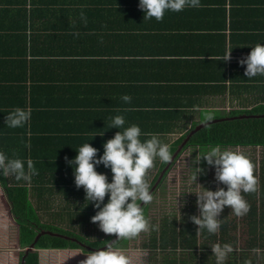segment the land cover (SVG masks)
<instances>
[{"label": "crops", "instance_id": "crops-1", "mask_svg": "<svg viewBox=\"0 0 264 264\" xmlns=\"http://www.w3.org/2000/svg\"><path fill=\"white\" fill-rule=\"evenodd\" d=\"M200 4L167 11L157 21L144 19L139 0L14 2L0 16L1 108H30L28 126L33 119L34 133L52 143L40 144L37 152L56 156L61 167L84 143L114 137L119 129L111 128V118L123 115L125 128L141 125L142 116L165 110L163 102L189 101L187 89L226 87L192 93L191 121L203 111L221 113L236 104L230 86L240 98L252 99L242 87L253 86V79L238 64L264 44V0ZM125 72H131L127 84ZM260 77L257 86L264 85ZM151 121L146 125L153 126Z\"/></svg>", "mask_w": 264, "mask_h": 264}, {"label": "trees", "instance_id": "trees-1", "mask_svg": "<svg viewBox=\"0 0 264 264\" xmlns=\"http://www.w3.org/2000/svg\"><path fill=\"white\" fill-rule=\"evenodd\" d=\"M21 1L25 2V0ZM14 2L17 3L20 0H0V16L5 15L10 9L9 6H13ZM238 66L245 72L246 65L238 64ZM124 78L126 84L131 82V72H125ZM252 79L253 86H246V82V85L242 87L246 89L245 92L252 93V99L240 98L242 95H236L232 87H229V93L237 98L238 102L231 104L227 111L221 113L203 111L197 121H191L193 113L190 105L193 100L191 94L212 89L213 93H217L226 89L225 86L219 85L218 88L207 86L205 89L204 87L194 90L187 89L186 97L188 96L189 101L180 98V101L176 99L163 102L159 105L164 107V111L158 114L156 111L147 113V117H141L143 123L138 126L142 132L159 134L161 141L170 145L172 153L176 152L169 164L157 158L155 171L152 174L149 172L148 175V179L152 175L149 179L152 187L160 176V172L164 171L152 188V193L178 155L188 147L206 150L215 145H220L221 148H264V85L257 86L259 81L263 84L260 75ZM124 91L128 93V88L125 87ZM209 92L212 93V91ZM1 107L3 106L0 105V150L5 151L10 157H18L25 161L31 159L39 173L33 176L30 182L17 181L14 177L5 178L0 175V191L8 206L9 215L17 226V244L22 249L19 252V264H38L37 249H80L88 253L103 247L105 240H116L115 234L97 237L93 240L80 234V231L86 227L99 226L98 223L91 222V217L96 214L97 209L92 203L87 205L85 202L86 194L83 187L77 189L75 186L74 166L68 163L61 167L56 166L54 162L56 156L44 155L46 151L38 153L37 147L40 144L44 148L52 143H49L48 139L45 141L39 138L34 133L33 119L29 126L26 123L23 127L8 128L5 117L10 111L3 110ZM208 113L214 116L211 121L204 120ZM153 114H156L155 118ZM145 120H152L153 126L146 125ZM189 120V126L186 127ZM128 125L131 124L128 123ZM112 138H114L112 135L103 136L92 144L99 150L97 158L103 155L105 142ZM147 138L141 136L142 140ZM71 157L74 159L76 155H71ZM96 170L106 174L111 182L113 173L110 168H105L101 164ZM254 174L259 180L258 190L244 194L245 199L251 205L250 211L243 217H237L226 206L219 217L223 221L222 225L215 234H209L207 230H202L197 234L198 226L192 223L189 217L199 215L198 208L197 211L194 210L195 208L188 209L178 219L175 217L162 218L156 225L158 230H150L147 238L146 246L153 253L152 264H216L211 247L217 243H228L234 248L225 264H246V262L264 264V160L255 167ZM65 177L68 180H65ZM210 190L214 191V189ZM53 194L59 197L53 198ZM107 200L106 196L104 202L107 203ZM52 203L56 204L52 206ZM53 208L58 210L52 214L51 219L59 223L65 222L67 228L41 220L40 213L48 214ZM236 219L241 221L242 226L239 236L235 234ZM41 232L43 234H40ZM38 234L40 235L33 244L34 250L25 252L24 250ZM239 239H241L240 245L238 244ZM254 249L260 251L254 252Z\"/></svg>", "mask_w": 264, "mask_h": 264}, {"label": "clouds", "instance_id": "clouds-1", "mask_svg": "<svg viewBox=\"0 0 264 264\" xmlns=\"http://www.w3.org/2000/svg\"><path fill=\"white\" fill-rule=\"evenodd\" d=\"M200 6V0H139V8L145 13L144 19L155 18L157 21H162L167 11L180 12L185 8ZM230 56L231 51L224 57V61L229 60ZM240 64L246 65L244 75L247 78L264 76V44L257 43L252 47L250 54L241 59ZM131 99L129 95L122 97L125 103H131ZM213 118V114L208 113L204 120L211 121ZM30 119V108L16 107L6 115L5 123L8 128H18L23 127ZM125 123L123 115L111 118V128H117L119 131L115 133L114 138L105 142L103 155L99 158V150L89 142L76 150L74 159L66 158L67 163L74 166L75 186L77 189L83 187L85 202L87 205L92 203L97 209L96 214L91 217V222L98 223L99 229L106 235L115 234L117 237L114 241L105 240L103 247L85 254L86 259L79 264H133L132 256L117 247V241L134 239L142 232L158 230L145 215L144 206L154 198L148 175L157 158L163 163H169L173 159V153L170 145L161 141L159 134L143 133L137 124L125 128ZM141 136L148 138L142 140ZM201 160L215 169V180L223 184L226 190L225 187H219L213 191L198 184V176L206 173L203 168L194 167L191 178L201 188V191L194 193L199 215H192L189 219L198 226L197 234L202 230L215 234L222 225L223 221L219 217L226 206L237 217H243L250 211L251 205L244 194L256 192L259 180L254 174V162L242 151L222 150L220 145H215L203 155L198 153L194 165L200 164ZM101 164L111 169V182L106 174L97 172L96 168ZM38 174L31 159L25 161L10 157L0 150V175L3 177L30 182L32 177ZM106 196L107 203L104 202ZM211 249L216 264H225L229 254L234 251L233 246L228 243L214 244ZM146 254L147 250L139 252V255Z\"/></svg>", "mask_w": 264, "mask_h": 264}, {"label": "rangeland", "instance_id": "rangeland-1", "mask_svg": "<svg viewBox=\"0 0 264 264\" xmlns=\"http://www.w3.org/2000/svg\"><path fill=\"white\" fill-rule=\"evenodd\" d=\"M224 149L244 152L251 157L255 167L259 165L260 161L264 160V148L261 147L222 148V150ZM207 151L206 149L188 147L178 155L158 187L154 190L152 202L144 207L145 215L150 219L153 226L158 225L164 217H175L178 219L190 208H195L194 210L197 211V197L194 193L201 191V188L191 178L194 167H201L206 173L198 176V184L208 189H214V191L219 187H225L215 180V169L209 167L206 161L201 160L200 164L194 165L195 157L198 153L203 155ZM154 171L155 167L149 170L150 174ZM55 204L52 203V206ZM181 204L183 205L182 207L180 206ZM57 210L53 208L48 214L41 212V220L67 228L65 222L59 223V221L51 219L53 217L52 214H55ZM240 222V220H235V223H237L235 234L237 236L242 231ZM149 232H142L134 239H122L116 246L132 256L133 264H152L151 257L153 253L146 246ZM80 234L89 240L106 235L99 227H86L80 231ZM240 243L241 239L238 240L239 245ZM140 250H147V254L139 255ZM20 251L22 249L17 244V226L8 213V206L0 191V264H19ZM85 254L87 253L82 252L80 249H37L38 264H79L80 261L86 259Z\"/></svg>", "mask_w": 264, "mask_h": 264}, {"label": "water", "instance_id": "water-1", "mask_svg": "<svg viewBox=\"0 0 264 264\" xmlns=\"http://www.w3.org/2000/svg\"><path fill=\"white\" fill-rule=\"evenodd\" d=\"M198 127H199V126H198ZM198 127H197V128H198ZM175 154H176V152L173 154V157H174ZM169 163H170V162H169ZM169 163H168V164H169ZM166 167H167V166H166ZM166 167H165V168H166ZM165 168H164V169H165ZM163 171H164V170H162V171L160 172V176L163 174ZM160 176L157 178L156 183L153 185V187H154V186L157 184V182L159 181ZM153 187H152V188H153ZM151 190H152V189H151ZM8 212H9V211H8ZM40 234H43V232H41ZM40 234H38V235L35 236L34 241H33V242H32V243H31V244H30V245L24 250L25 252H27V251H29V250H34V249H33V244H34V242L36 241V239L39 237ZM115 238H117V237H115Z\"/></svg>", "mask_w": 264, "mask_h": 264}]
</instances>
